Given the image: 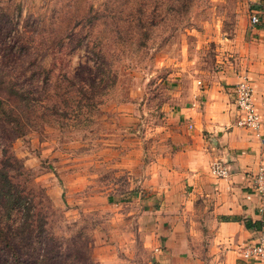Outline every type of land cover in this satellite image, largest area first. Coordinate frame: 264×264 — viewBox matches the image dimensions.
Returning a JSON list of instances; mask_svg holds the SVG:
<instances>
[{
	"label": "rangeland",
	"instance_id": "rangeland-1",
	"mask_svg": "<svg viewBox=\"0 0 264 264\" xmlns=\"http://www.w3.org/2000/svg\"><path fill=\"white\" fill-rule=\"evenodd\" d=\"M262 28L264 0H0V90H27L0 145L38 214L0 221V264H235L200 199L174 238L162 201L188 87L249 74Z\"/></svg>",
	"mask_w": 264,
	"mask_h": 264
},
{
	"label": "crops",
	"instance_id": "crops-1",
	"mask_svg": "<svg viewBox=\"0 0 264 264\" xmlns=\"http://www.w3.org/2000/svg\"><path fill=\"white\" fill-rule=\"evenodd\" d=\"M253 32L264 36V28ZM252 44L260 53L251 56L249 69L255 104L263 119L260 135L237 125L233 88L240 75H217L191 84L180 109L186 141L181 151L182 163L170 172L166 198L162 201V208L169 212L164 219L173 224L174 238L175 230L187 215L185 211L200 199L206 217L216 221V240L235 264H264V259L244 260L241 254L244 245L257 243L264 235L261 199L252 192L247 175L264 163V38ZM256 48L253 46L252 50ZM217 160L227 164L228 176L212 173L211 165ZM157 192L159 195L162 190ZM157 195L152 194L151 199Z\"/></svg>",
	"mask_w": 264,
	"mask_h": 264
},
{
	"label": "built area",
	"instance_id": "built-area-1",
	"mask_svg": "<svg viewBox=\"0 0 264 264\" xmlns=\"http://www.w3.org/2000/svg\"><path fill=\"white\" fill-rule=\"evenodd\" d=\"M251 21L253 24L259 23L260 15L258 11H254L251 16ZM233 93L238 112L237 125L260 135L263 119L255 104L254 84L248 73L240 76V80L233 88ZM211 171L218 177H226L229 175V168L223 160L213 162ZM247 175L251 182L252 192L260 197L261 208L264 210V163L259 164L256 169L248 171ZM241 254L244 260H263L264 235L259 242L244 245L241 249Z\"/></svg>",
	"mask_w": 264,
	"mask_h": 264
},
{
	"label": "trees",
	"instance_id": "trees-1",
	"mask_svg": "<svg viewBox=\"0 0 264 264\" xmlns=\"http://www.w3.org/2000/svg\"><path fill=\"white\" fill-rule=\"evenodd\" d=\"M26 91L27 90L19 86L18 82L13 79L9 82L7 90H0V92L4 93L3 95L6 98L5 100L0 98V108L2 112H4V116L2 117L4 120L11 122L17 120V118H15L17 116L14 113L15 108L18 107L10 106L9 100L17 103L24 101ZM4 105L10 106V113L3 110ZM13 158L14 157L0 145V221L4 224L5 220L7 222H17V220L13 219V216L18 213L15 219L22 220L20 223L27 224L26 227L21 228L22 231L28 229V231L32 232L33 230L31 227L33 226L34 220L37 221L38 214L33 210L34 206L32 204L31 207L27 205L30 202L32 203V198H30L28 193L15 183L12 178V173L15 170L12 164ZM24 209H27V211L23 212Z\"/></svg>",
	"mask_w": 264,
	"mask_h": 264
}]
</instances>
